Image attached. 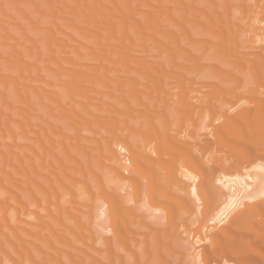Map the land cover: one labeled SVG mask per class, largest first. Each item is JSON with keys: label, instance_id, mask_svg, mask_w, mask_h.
Wrapping results in <instances>:
<instances>
[{"label": "bare ground", "instance_id": "1", "mask_svg": "<svg viewBox=\"0 0 264 264\" xmlns=\"http://www.w3.org/2000/svg\"><path fill=\"white\" fill-rule=\"evenodd\" d=\"M89 1L88 2L91 4H89L87 1L85 3L86 6H88L87 7L88 9L84 5L85 11L83 15L85 16L87 14V17L89 15L88 18H91V15L95 14L92 15V21L90 20L91 22H95L96 20H99L100 19L99 17L101 16L103 18L100 20H104V17L105 19L106 18L113 19L114 17L116 18V21L119 20L118 22H116L117 26L112 25V23H110L112 25L111 28L110 26L106 25L108 23H105L107 19L104 21L105 24L103 25H101L103 22L100 21L96 22L97 25L99 24L100 26L104 27L103 29L105 30L102 29L103 31L108 30L106 31L108 35L104 33V39L102 40L105 41V35L106 37H108L111 34V32L113 33L114 31H117L119 32L118 34L122 35L123 29L122 30L119 29L121 27L119 26L121 23L120 18L129 15L128 12L129 7L125 8L126 9L125 11H127L126 13H122V9L117 7V5H115L117 8L116 10H119L117 12L121 13L118 14L123 15V17H120L117 16L114 12L112 13V11L108 10L106 7L99 5V3L103 1L100 0L99 3H95L98 2L97 0H92V2L91 0ZM159 1L157 3H161ZM171 1L176 3L175 7L178 10H180L185 5L182 0H171ZM28 2L29 1H27V3ZM49 2L50 0H48V4ZM181 2L183 3V5L181 4ZM193 2L194 1H192V3ZM263 2L264 0L262 1V4L260 3L261 6L259 5V0L258 3L256 2L257 8L261 10V11L259 10L260 13L262 12V10L264 11ZM93 4H96V6H92ZM104 4L106 5V3ZM155 5L158 6V4ZM35 6L37 5L35 4ZM110 6H114V5H110ZM193 6H192V10H193ZM37 8H34V10ZM91 8L94 9H92L91 11ZM112 8L114 11H116L115 7ZM152 9L154 10V8ZM182 9L184 10L186 9L185 10L186 12L190 9L189 11L192 12L191 8L188 6ZM41 10L42 9H40V11ZM93 10L94 13H92ZM245 10H242L243 16L245 14L244 12H246ZM194 11H197V9L196 10L194 9ZM221 11H220V15L219 13L216 14L215 9L213 12L211 11V13L214 14V15H210V13L208 14L212 16V18L210 17L211 19L206 14L209 11L201 13L204 16L206 15L205 17L209 18V20L208 18H206L207 19L206 21L208 22L204 21L207 24L206 27L207 26L208 27L206 28L205 24L204 26L201 25V27L203 26V28L207 32L209 31L210 33L209 35H212L211 34L212 32L213 33L212 36H216V38L214 39L217 42H215L214 40H212L214 41L212 42L210 40V42H212L213 44L212 43L210 44L209 41H205L206 42L205 44H207L208 47L212 46L209 48L214 49L216 56L218 57L217 59L218 61H220L219 63H217L218 62L217 61L216 62L217 64L203 65L202 63L203 61L201 63L200 62L197 63L196 60L197 58H195L196 62L194 63L195 61L194 56L192 55L190 57L189 56L190 54L187 52H185V54L183 53V57L185 58V56L189 54L186 57L187 59L185 58V60L187 61L192 60L190 61V63L192 62V66H190L189 64L186 65L188 63L187 61L186 63H183V65L178 63L179 64L178 66L177 63L175 64V60H173L172 57L173 58L175 57L179 58V57L178 56L174 57L169 53H168V57H170L169 62L171 59L174 61V64L172 66L170 65L173 62L172 60H171L172 62L168 64L158 63L155 61L149 62L147 60L149 62L148 63V62H144L146 60H142L143 58L140 59L142 55H139L138 58V56L135 57L136 54L133 57V56H126L125 53H123L122 55H124L125 59L128 60L131 59V61L133 60L132 61L134 62L133 65L136 64L135 63L136 61H134V59L136 58L137 61L138 59H140V62L145 63V64L142 63L139 64L140 62H138L139 65L136 64L135 66L136 67L139 66V67L135 69L136 67L130 66V63L128 61H125V59L124 60L121 59L123 56L119 59L120 57L119 54L121 53L120 52L117 53L116 51H119L121 49L120 51L122 52V50H124L122 48L123 46L118 48L119 45H117L116 49L119 50L114 49V52H111L112 50L111 47L115 46L117 42L123 40L120 39L121 35L118 34L117 35L119 37H117L116 39L115 38L112 39L116 41L117 39L120 40V41L118 40L115 43V45L111 43L112 40L109 37H108L109 39L106 38L107 41L105 42L107 43L104 42L102 43V41H100V43H102V46H104L105 48L108 46L107 49L109 51L106 52L108 54H110L109 52L112 53L111 56H109L110 60L111 59L115 60L116 61L115 63H118L119 66L122 65V63L120 62H123L124 65L121 66L122 68L121 71L123 73L127 71L126 73L128 72L130 74L133 73L135 77L122 76L120 74L116 75L119 73L118 71H120V68H117L118 70L117 71L116 68L112 67L111 65H108V67L102 64L100 65V61L102 59V57L100 59V55L104 56L105 53L103 50H102L103 52L101 51L102 54H100L99 56L98 54L100 52L97 55H95L96 56L95 58L99 59L95 61V62L98 61L99 63V64L97 63L98 64L97 66L92 65V67H90L89 65L90 61H88L89 67L87 66V64L83 66L80 63L78 64V62L77 64L76 62L73 64H71L70 62L71 65L68 64L70 65V68H68L69 67L68 65L61 66V64H59V67H57L55 71L59 70L60 72L59 74H61L62 71L64 73L63 75L62 74L61 75L68 77V78L66 77V82L68 81L67 89L64 88L65 92H67L68 94L65 93L66 95L65 97L75 100L76 104L74 105V107H78L79 109H81L85 115H80L74 110L65 108L62 103L57 102L55 99L52 98L54 97L53 95L55 93L44 86L45 78L42 77L43 76L41 73L42 69L36 68L38 67L37 63L40 62L33 63L36 65L35 66L32 63H30V60L26 56V54L24 57L22 55L23 53L22 54L18 53V56L16 54L17 52L15 53L16 57L18 58L16 60L14 59L15 61H13L11 64L12 66H14L16 71H18L19 73H27L30 71L32 72L34 67L37 70L38 69L40 70L37 71L36 69H34V71H37L38 73L37 72H32V73L37 76H34L35 78L33 77L30 80L23 78L21 76H14L12 78V83H13L12 85L14 87V92L16 93V95L18 94L17 96H21V98L24 96L25 100H30L31 96L38 97L39 99L38 101H36V103L38 102L43 103L42 97L43 95H46L50 97L49 99L51 102L55 103V108L57 107V109L62 111L60 112L63 113V115L66 113H67L66 115L73 114L74 119L78 122L77 124H82L86 126V128H88L89 131H91V133L100 134L102 140H98L97 138L93 140L94 142L99 144V147L97 148L89 147L81 143L80 144L78 143L76 147L80 151H82V153L85 154L89 153L88 152L89 150L87 149H90L96 153H100V156H94V158L103 161L101 165L102 167H100L102 169H100V171L104 176V178L102 177L100 179L101 177L99 176L100 174L96 175L97 173L93 172L95 173L94 175H96L98 182L97 184H95L96 182L94 181H96V178L94 180L95 176L92 175L94 176L92 179V183L93 186L95 185V188L92 189L95 191L87 189V192L90 193L88 196V198L90 197V202L85 207L83 206L84 204L79 203L80 201L79 202L76 201L77 199L76 196L80 194L77 195L71 192L70 193L71 197L69 196V198L67 197V199L62 198L63 201L66 200L67 205L69 204L67 206L66 204L64 205L65 202L61 203L63 202L62 200L60 202L61 196H59L57 192H54L53 196L56 198L55 201H57L55 205L59 206V204L61 203V207H59L58 210H56L57 216L55 213L51 211L50 209L51 205H48L54 201H51L49 199L50 195L45 190H42L43 194L47 198V200L43 201L44 207L48 206L47 209L48 210L50 209V213H51L47 216V219H51L53 224L49 222H44L45 221L43 219L44 216L40 214H36L35 218L38 219L40 223L30 224V226L36 230L35 231L36 233L35 232L33 233L29 229H19L23 232V236L32 239L34 238L36 241L39 240L38 242L40 243L42 239L45 241V238L42 237L41 233H44L46 235L47 234L46 232L48 231L51 234L49 235V237L53 236L54 238L53 241L55 244H57L56 242L62 243L67 238L61 235V233H58L60 230L58 231L57 229H54L55 227H53V225H60V226L64 225L63 222L60 221V217L63 216V213L64 215L72 219L77 226L81 224V219H82L81 216L86 215L88 217L87 219L94 217L93 220L90 219L91 222L94 221L95 219L99 220V222L98 223L96 222L95 225L98 224V226H100L101 232L98 230L96 231L98 232V237L100 238V244H102L101 241H103L105 245L104 248L105 250L103 249L101 251H97L98 249L95 250L91 248L95 252L92 250L91 251L94 253L99 252V254L104 253L110 264H114L113 262L115 259H117L118 262H122L121 260L124 259L128 263L132 262V264H153V262H155L154 260H156V262L160 260V264H264V95H263L264 93L258 94L259 95L258 96L257 93L253 91V90L256 91L257 88L258 89L262 88L264 90V45H261L259 47L257 46L258 48L257 47L250 48L246 46L247 52H244L243 50H245L244 49L245 46L244 48L242 46L246 43L247 39H243V37H242L243 40L240 39L242 41H245L243 45L241 44L242 45L241 46L239 44V41L236 40L238 36H240L241 34L240 35L238 34L239 29L236 30L234 28V26L235 27L237 26V28H239L238 25L240 24H238L237 22L235 23L234 21H232L234 23L231 22L232 19L230 18L231 16L228 13L229 12L228 7L223 10L224 12L222 14ZM170 12L171 11L167 7L164 8L163 6L162 9L157 8V10L155 11V16L150 14L151 17H149L150 15L147 16V13H145L146 16H142L143 18L141 19L144 20L148 18L147 19L148 21L145 20L142 21L145 22V24L147 25L149 24L148 27L151 26V28L153 29L155 28V29L154 30L153 29L151 30L150 28L145 29L144 27H146V25H144V27L141 28H144L147 31L150 29L151 30L150 32L154 31L155 33L165 34L166 37H169L170 35L173 34V37H175L176 32L175 33L171 32L172 34L169 35V32L168 30L166 31L167 28L165 27V26L168 27V25H165L164 23L161 22V19L163 18H166L165 20H167L168 17L170 19L172 18L171 16L173 12H171V14ZM186 12L180 14L184 15ZM53 13L54 12L51 13L53 18L56 16L54 19H57V15ZM263 14L262 16L264 17ZM130 15H134V14H130ZM255 15L259 16L260 14L256 13ZM23 16H25L24 18L26 19L28 18V14ZM95 16L96 17L98 16L97 17L98 19ZM152 16H154L157 21L153 20ZM262 16L260 15L259 17ZM93 17L95 18L93 19ZM197 18H199L198 15ZM200 18H203V16L202 17L200 16ZM134 19L131 18L130 20L133 21L129 20L128 22L131 23L136 22L134 21ZM188 20L187 22H191L190 20L189 21ZM192 21L194 20L192 19ZM160 22L162 24L159 25ZM197 22L195 20L193 22L194 25H196ZM29 23L27 22V25L30 26ZM40 23L35 22L34 25L36 26H33V28H30L31 26L30 27L26 26L27 30L26 29L25 30L30 31L29 29H34L35 27L36 29H38L37 25L40 27L41 26L39 25ZM55 23L54 25L57 26V24ZM175 23L177 24L176 26H179L180 29V24L177 23V21ZM20 24L21 23H19V25ZM163 24L166 29L161 26ZM124 25L129 27L130 23L129 25H126V23H124ZM124 25L122 26V28L123 27L125 28ZM134 25L136 24L133 23L132 25L133 28L135 27L134 29H137V26ZM185 25L188 26V24ZM197 25L200 27V24L197 23ZM198 26H196V28ZM156 27L159 30H157ZM191 27L194 28L195 26L194 27L191 26ZM48 28L49 27H47L46 29ZM36 29L31 30L32 34H34L33 32L36 31ZM49 29H51V27ZM82 30L84 31V29ZM120 30L122 31L121 33ZM138 30L139 28L137 29V31ZM129 31L128 34L130 33ZM54 32L55 30H53V32L50 33H54ZM56 34H57L56 36H61V38H64L62 37V35H58L59 32L58 33L56 32ZM92 34H95V32ZM92 34L90 36H92ZM140 34L141 33L139 32L138 35ZM54 35L55 34H52V37L50 36H49L50 38L48 37L49 38L48 45L52 41L55 42L54 39H51L53 38ZM95 35H93V40L95 39L99 41L101 37L99 39H96L94 37H97V35L96 36ZM114 35H112L111 37H113ZM26 36H28L27 33L25 34L24 37ZM56 36H54L55 39L57 38ZM142 36H146L143 38L148 37L147 34L146 35L141 34L140 38ZM80 38H82V36ZM124 38H128L127 39L128 41L131 40L129 39V36ZM149 38L152 41L151 37ZM149 38L148 41L150 42ZM187 38L185 39L187 40ZM27 39H29V37L26 38V41L29 43L30 39L29 40ZM36 39L37 38H35V40ZM59 39L60 38L58 37V39L56 40L58 43H60ZM169 39L171 40V38ZM178 39H179L178 41L181 40V38L179 37ZM198 39L195 40L200 41ZM63 40H61V43L59 44L61 48H63L62 46H64L63 44L64 42H66L65 40L64 41ZM141 40H145V39H140V41ZM170 40L169 43L171 42L174 44L175 43L174 41H176V43H180L177 40H173V39L171 41ZM203 40H207V39L203 38ZM31 41H33L32 42L33 44L30 42L31 43L30 45L32 46L29 47L32 48L35 47L36 49L38 47L37 40H36L37 42L36 44L34 38ZM97 41L96 44L99 43ZM148 41L145 43H148ZM242 41L240 42L242 43ZM70 42L72 43L73 40ZM122 42L125 41L123 40ZM122 42H120V44ZM130 42L131 41H129L128 43L130 44ZM153 42L155 41L153 40ZM100 43L99 46L98 45L93 46L95 49H93L91 46V49L95 51L97 49L101 50L102 48H100ZM139 43H141L142 46H146L142 42ZM157 43L162 44L159 42ZM165 43L166 42H164V46L163 45L157 46V44L155 46H157V49H161L159 47H162V49H164V52L167 53L168 50L167 45L169 43L167 42L166 45ZM68 44L70 43H66V45ZM83 44L80 45L83 46ZM105 44L107 46H105ZM51 45L55 46L54 48L52 47L53 49L52 52L54 53L57 52L58 55L61 52V50H63V49H60L59 51L55 50L59 48L57 47L58 45L56 46L55 44L52 43ZM51 45H49L48 48H50ZM170 46H169V50L171 49ZM173 46L172 49L173 48L178 49V46L176 45H175L176 47ZM196 48L198 47L196 46ZM52 49H50L49 51L51 54H53L51 52ZM248 49L250 51H248ZM98 50L96 52L91 51V53H97ZM181 50L182 49L180 48L176 51L174 50L172 54L173 53H176L177 55L178 53L182 54ZM18 52H22V51L19 50ZM91 53H88L86 55L88 56L90 54L89 55L90 59L93 60L94 56L91 58V56L93 55ZM128 53H132V51L131 52L126 51V54ZM62 55L64 56V53L63 54L61 53V55L58 57L62 59L63 58ZM113 55H115V57H113ZM55 56L57 57V54ZM106 56L107 55L104 56V60L105 58L108 59ZM49 57L50 55H48L47 58ZM199 57L201 58V56ZM20 58L22 59L24 58L23 60L26 61L23 62L20 60ZM210 58L208 59V61L211 60ZM27 59L29 60L28 61L29 63L27 62ZM50 59L52 60V57L49 58V60L47 59V61L50 62L51 61ZM84 59L83 61H85ZM206 59L204 58V61L208 62ZM113 60H111L112 65L114 63ZM52 61H58V60L53 59ZM63 61L66 62L65 59ZM44 62L45 60L42 61V63ZM93 62L94 61H92L91 64H93ZM104 62H106V64L107 62L111 64V62L108 60ZM193 64L194 65L197 64V67L194 66ZM183 66H185L186 68ZM177 69L180 71L181 69L186 71L187 69L191 70V72H193L194 74L197 75V77L199 76L200 78H202L200 74L204 70L206 72L208 71L207 73L210 76L207 74L205 76H207L209 80L210 77L212 76L211 79L212 81L208 80V82L207 81L202 82V80L201 81L194 80V78L192 79V77L188 78L187 77L188 73L184 74L180 71L176 72ZM39 72L41 74H39ZM114 73H116L115 75H113L115 77H112V75L110 74H114ZM237 73L239 76L237 75ZM207 77L206 79H208ZM213 77H215L214 80L218 79L217 82L213 83ZM24 79L27 80L26 83L23 82ZM219 80L223 82L218 83ZM210 82L212 83L209 84ZM250 82L251 84H249V86L250 85L251 86L249 87L248 83ZM194 84L196 86H198L199 84L198 87L200 88L195 87ZM228 85L230 88L228 87ZM254 85L256 88L254 87ZM203 86H205V88L209 87L208 90L205 89ZM98 87L99 88L101 87L103 89L105 88V90L103 91L99 89L100 90L99 91ZM245 87L246 88L249 87L248 89L249 91L247 90L248 92L246 93L245 92L246 89H245L244 90L245 93L243 92V90L241 92H243L246 95L242 94L241 92L239 94L238 92H236L235 95L232 96L233 90L238 91V89L241 90L242 88L244 89ZM251 87H254L252 88L251 91L255 93V96L254 93L250 91ZM203 88L207 91H204ZM262 89L258 91L262 92L263 91ZM193 91H195V93H193ZM196 91L197 92L199 91V93L197 94ZM68 95L70 96L68 97ZM77 97L78 99H76ZM44 105H47L45 107H47L46 109H48V104L44 103ZM25 108L27 112L34 111L31 110L32 108H34L32 105H26ZM36 117L43 118L40 115L38 116V114H36V116L33 118L37 119ZM31 119L32 116H30V121L33 120ZM205 119H207L206 121L210 120L209 125L212 126V128H209V126H207V122H205ZM41 120L43 121L44 118ZM201 121H203L202 124H204V122L206 123L205 125L208 128L207 127L205 128L209 129L208 131H210L208 132L207 130H205L207 134L205 133V135L203 136L202 134L198 133V130L196 132L194 129L192 130L191 128L192 124L195 125V126L193 125L192 127H197V128L200 127L199 126L200 124L198 125L197 123L196 126L195 123L196 122L200 123ZM31 124L32 123H29V125ZM202 124L201 126L203 127ZM189 125H191L190 129L188 127ZM202 127L201 130H204L202 129ZM94 128H97V130ZM201 130L199 128V131ZM103 133L108 134L109 136H104ZM78 140L80 142V139ZM118 149L119 151H116ZM122 151L124 154L121 153ZM106 161L108 162V164L106 163ZM85 175L88 179L87 174ZM99 180L101 181L99 182ZM79 193L81 192L79 191ZM81 195H83V192L81 193ZM78 205L79 207L83 206L84 208H86L88 212H83V208H82V212H81L82 214H79V217L78 215L76 216L71 214V210L78 211L77 209ZM32 213L34 214V212H31L30 215H33ZM83 218L86 219L85 216H83ZM20 220L21 219H19V221L17 222H20ZM188 222H190V224L194 226V229L193 226H190V224L188 226H190V229L192 227V229L190 230L189 228H187ZM8 226L10 225L6 223V227ZM183 228L185 230L182 231L181 229ZM92 233L91 235H94ZM102 233H105L106 236L111 234V237L110 236L105 237V239L103 240L104 237H102L101 239V236L103 235ZM14 234L17 236L20 244L24 243L23 246H25V243L27 242L25 241L26 239H24V237H22L20 234H17L16 232H14ZM183 234L187 236L184 237ZM94 236L90 238H94ZM75 239L76 241L77 240L79 241L78 236H76ZM53 241L52 239L50 240L46 238L48 248L51 249V247H53L52 249H54L55 245L52 246ZM30 243L31 245H33L32 247H34L36 251L37 250L40 251L42 249L41 246H39V244H34V242H29V243L27 242V244ZM78 243H80V241ZM64 244H68V243L66 242ZM67 246H69V244ZM174 246H176L180 250H178ZM71 248L74 247L72 246ZM23 249L27 253V254L25 253V255H27L26 257L29 258L31 256V251L26 246L23 247ZM74 249L78 251L82 250V249L79 250L77 248ZM181 249H183L184 251L186 250L188 254L184 253L183 250L182 252ZM58 250H55V252L57 251L56 252L57 257L51 256L52 258L51 261H53L55 264H61L60 262L61 255H64L70 262L74 264H81V263L84 264L86 261H88L90 264L101 263L97 259L99 258L98 256L96 258V256L92 254L91 256L89 253L86 254V256H84L85 259H83L84 257L81 256L80 257L75 256L79 258L78 260L79 262L76 261L78 262L76 263L74 261V256L72 254H68L66 251L60 250V248ZM84 251H81V253H83ZM118 251H122L124 253L119 254ZM44 254L46 253L44 252ZM83 254L85 255V253ZM18 255L21 258V262H17V261L12 262L10 259H8V261H6L3 264H8V263L23 264L24 254L22 255L21 253H18ZM1 262L2 261L0 260V264H2ZM88 262L85 264H89ZM101 264H104V262Z\"/></svg>", "mask_w": 264, "mask_h": 264}, {"label": "rangeland", "instance_id": "2", "mask_svg": "<svg viewBox=\"0 0 264 264\" xmlns=\"http://www.w3.org/2000/svg\"><path fill=\"white\" fill-rule=\"evenodd\" d=\"M20 1L21 0H0V204H1L0 205V224H1V227H0V260L2 261L1 263L2 264L5 263L6 261H8V259H10L12 262L13 261L21 262V258L18 255V253H21L22 255L24 254L23 264H55L53 261H51V259H52L51 256L57 257V253H56L57 251L55 252V250H58L60 248V250L66 251L68 254H72L74 256L75 262L79 260V258H77L75 256L84 257V256H86V254L89 253L90 255L92 254V255L96 256V258L98 256L99 258H97V259L101 263L104 262V264H110L104 253H101V254H99V252L94 253L95 251L93 249H95V250L98 249L97 251H101L105 248L103 241H101L102 244H100V238L98 237V232L96 231V230L100 231V229H101L100 226H98V224L95 225L96 222L97 223L99 222V220L95 219L92 222L90 220V219L93 220L94 217L87 219L88 217L86 215H82L81 216L82 217L81 224L79 226H77L72 219H70L68 216L64 215V213H63V216L60 217V221H62L64 225L63 226L53 225V227H55L54 229H57L58 231L60 230L61 232L60 231L59 232L57 231V232L61 233V235L65 236V238H67V239L64 240L65 242L61 241L62 243H58L55 241L57 244L54 243L53 236L49 237V235H51V234L48 231L46 232L47 234L49 233L48 235L41 233L42 237L45 238V241L42 239L41 240L42 242L40 241V243H39L38 242L39 240L36 241L34 238L32 239V238H28V237L23 236V232L21 230H19V229H29L30 231H32L34 233L36 230L33 229L30 226V224L31 223H34V224L40 223L39 220L35 218L36 214L43 215L44 216L43 219L45 220L44 222H49V223L53 224L51 219H47V216L49 214H51L50 209L57 216L56 210H58V208L61 207V203L65 202L64 205L65 204L67 205L66 200L63 201L62 198L63 199H65V198L67 199V197L69 198L71 192H73L77 195L80 194V195L76 196V198H77L76 201H78V202L80 201L79 203L84 204L83 206L85 207L90 202V197L88 198L90 193L87 192V189L93 190L95 188V185L93 186V183H92L93 177L95 176L94 177V180H95L96 175L100 174L99 175V176H101L100 179L102 177L104 178V176L102 175V172L100 171V169H102L100 167H102L101 165H102L103 161L97 160L94 158V156H100V153H96L90 149H87V150H89L88 151L89 153L85 154V153H82V151H80L76 147V145L78 143L79 144L81 143V144L89 146V147H94V148L99 147V144L94 142L93 140L95 138H97L98 140H102V138L100 137V134L91 133V131H89V129L86 128V126H84L82 124H77L78 122L74 119L73 114L66 115L67 114L66 113L63 115V113H61L62 111L57 109V107L55 108V103L51 102L49 99L50 97H48L46 95H43V97H42L43 103H41V102L36 103V101H38L39 98L35 97V96H31L30 100H25L24 96L22 98H21V96H17L18 94L16 95V93L14 92V87L12 85L13 84L12 78L14 76H21L23 78L30 80L34 76H37V75L33 74L32 72L40 71L39 69L41 68L42 69L41 73L43 75L42 77L45 78L44 86L47 89L52 90V92L55 93L53 95L54 97H52V98L55 99L57 102L62 103L65 108L70 109V110H74L77 113H79L80 115H85L81 109H79L78 107H74V105L76 104L75 100H72L71 98L65 97L66 96L65 93L68 94L67 92H65V89H67V82H68V81L66 82L67 76L66 77L62 76L64 72L61 71V74H62L61 75V74H59L60 73L59 70L55 71V69H57V67H59V64H61V66H67L68 64H70V62H71V64H73L75 62L77 64V62H78V64L80 63L83 66L87 64V66H88V64H89L88 61H90V64H89L90 67H92V65L97 66L99 63H98V61L95 62L98 59V58H95L96 57L95 55H97L99 52L100 53L98 54V56L100 54H102L101 53L102 50L105 53H107L106 51H109L107 49L108 46L105 44V46H107L105 48L104 46H102V43L103 42L107 43L105 41H107V39H109V38H111V40L113 38L116 39L117 37H119L118 35H121V34H118L119 32L114 31L113 33L116 35H114L111 32V34L108 36L109 37L108 38V37H106V35H108L106 31H108V30L103 31V30H105V29H103L104 27L100 26L99 24L97 25L96 22H99V21L103 22L101 25L108 23L106 25L110 26V28H111L112 25L117 26L116 22H118L119 20L116 21V18H114V17H113V19L106 18L108 20V22H107L105 17H104V20H100L103 18L101 16V17H99L100 18L99 20L95 19L96 20V21L94 20L95 22H91L92 21V15H95V14H92L91 18H88L89 15L87 17L86 12H85L86 15L85 16L83 15L84 11H85L84 5L86 6L85 3H86V1L88 2L89 0H50L49 4H48V0H22L21 2ZM23 1H25V2H23ZM27 1H29V2L27 3ZM97 1L98 2H95V1H93V2L99 3L100 0H97ZM101 1H103V2L99 3V5L106 7L108 10H111L112 13L114 12L117 16L123 17V15H119L121 13L117 12L119 10H116L117 8L115 5H117V7L122 9V13H126L127 11H125L126 10L125 8L129 7V9H128L129 15L130 14L136 15V16H134V15L129 16L127 14L131 18H133V19L135 18L134 21H136V22H133V23L136 24L134 26H137V29L139 28L138 31H137V29H134L135 27L133 28V26H132L133 23L128 22L131 18H129L128 16H124L123 18H120L121 23L119 22L120 23L119 26H121V27L119 29H121V30L123 29L122 30L123 32L120 30V33L122 32L120 39H123L125 42H122L123 40L120 41L119 39H117V41L119 40L120 42H122L120 44V42H117L116 40H112V41L110 40L111 43H113L114 45L117 42V44L115 46L111 47L112 48L111 52H114V49L119 50V49H116L117 45H119L118 48L123 46L122 48L124 50H122V52L120 51L121 49L119 51H116L117 53H119V52L121 53V54H119L120 55L119 59L122 56L123 57L121 59H123V60L125 59L124 55H122L123 53H125L126 56H133V57L136 54L135 57L138 56V58H139V55H142L140 57V59L143 58L142 60H146L144 62L155 61L158 63H163V64L167 63L168 64V63H171L173 60H175V64L180 63L181 65H183V63H186V61H187V60H185V58L190 54L189 55L190 57L192 55L194 56V60H195V58H197L196 59L197 63H199V62L201 63L203 61L202 62L203 65L204 64H217L220 61H218V59H217L218 57L216 56L214 49L209 48L212 46L208 47V45L205 44L206 43L205 41L210 42V40L211 41L214 40L215 42H217L214 39V38H216V36H212L213 35L212 32H211L212 35H209L210 34L209 31L207 32L203 28V26H204V24H205V27L207 25L206 22H208V21H206L207 20L206 18H208V17L212 18V16H210V15H214L211 13V11L213 12L215 9V12H216L218 10L216 12V14L219 13V15H220V11L222 10L221 11V14H222L224 12L223 10L227 7H228V11H229L228 13L231 16L230 18L232 19L231 22L234 21L235 23L237 22L238 24H240V25L235 24V25H238L239 28H237V26L236 27L234 26V28L236 30L239 29L238 34L239 35L241 34L243 36H241V35H240L241 37L238 36V38L236 40L239 41L240 45L241 44L243 45L245 41H242V40L247 39L246 43L243 46L241 45L243 48L245 46V48H244L245 50H243V51L247 52V50H246L247 47L252 48V47H257V46L259 47L261 45H264L263 44L264 43V20H263L264 17L262 16L264 11L262 10L261 13L259 12L260 9L257 8L258 0L257 1H254V0H182L184 2V4L186 5V7L187 6L190 7L191 11H192V12H190L189 11L190 9H189L186 12L185 11L186 9L185 10L182 9V8H186L184 5L181 9L184 12H186L185 13L186 15L185 14L181 15L180 13L183 14L184 12L180 9V7H179L180 10L176 9V7H175L176 3L171 1V0H161V1H159V0H101ZM158 1L161 3H157ZM185 1H187V2L189 1L190 3L189 2L187 3ZM192 1H194V2L192 3ZM262 1L263 0H259L260 6L262 4ZM91 2H92V0H91ZM104 3H106V5H108V6H106ZM172 3H175V4H172ZM226 3H227V5H226ZM35 4L37 6H35ZM89 4H91V3H89ZM109 4L114 5V6H110ZM155 4H158V6H156ZM177 4H180V3H177ZM181 4L183 5L182 2H181ZM152 5H154V6H152ZM193 5L195 6V8ZM224 5H226V6H224ZM92 6H96V4H93ZM163 6H164V8L167 7L173 13H172L171 19L169 17L167 18V20H165L166 18L161 19L162 23H164L165 25H168V27L165 26L167 29L164 27V24L161 26L164 27L166 29V31L168 30L169 35L172 34L171 32H173V33L176 32L175 37H173V34L170 35L169 37H166L165 34L155 33L154 31H153L154 33L150 32L153 28H151V26L148 27L149 24L147 25V24H145V22H143L144 20L148 21L147 20L148 18L144 19V20L141 19V18H143L142 16H146L145 13H147V16H149L150 14L155 16V11L157 10V8L162 9ZM192 6H193V10H192ZM87 7L88 6H86V8ZM90 7H89V9H90ZM112 7H115L116 11H114ZM155 7H156V9H155ZM34 8H37V9L34 10ZM152 8H154V10ZM174 8H175V10H174ZM40 9H42V10L40 11ZM92 9H94V8H91V11H92ZM194 9L195 10L197 9V11H194ZM205 9H206V11H209L206 13L208 17H205L206 15L204 16L201 14L203 12H206ZM239 9L240 10L246 9L245 10L246 12H244L245 13L244 16L242 14L243 11L241 10V12H240ZM200 10H202V11H200ZM86 11H88V10H86ZM91 11H90V14H91ZM52 12H54L53 14L57 15V19H54L56 16L53 18V16L51 15ZM137 12L139 15L137 14ZM171 12H170V14H171ZM188 12H190V13H188ZM87 13H89V12H87ZM92 13H94V10ZM140 13H141V15H140ZM209 13H210V15H208ZM256 13L260 14L262 17H259L260 15L259 16L255 15ZM26 14H28L27 19L24 18L25 16H23ZM191 14H193V15H191ZM151 15L149 17H151ZM197 15L199 18H197ZM154 16H152L153 20L157 21ZM182 16H184V17H182ZM200 16L201 17L203 16V18H200ZM95 17H93V19ZM185 18H186V21H185ZM191 18L194 21L196 20V22L201 19L197 23L200 24V27H201V25H203V26L200 28L197 25V23H196V25H194V23H193L194 21H192ZM209 18H208V20H209ZM28 19H29V21H28ZM188 19L191 22H187ZM163 20H165L166 22ZM202 20H203V22L204 21H206V22L203 23ZM42 21H43V23H42ZM104 21H105V23H104ZM130 21H133V20H130ZM159 21H160V19H159ZM176 21H177V23L180 24V29H179V26H176L177 25L175 23ZM180 21H182V22H180ZM27 22L28 23L30 22L29 24L31 27L29 25H27ZM35 22L36 23L41 22L39 24L41 26L39 27L37 25L38 29H36V27L34 28V29H36V31L33 32L34 34H32V32H31V30H34V29H29L30 31H26L27 30L26 26L33 28V26H36V25H34ZM161 22L159 23V25L162 24ZM234 22H232V23H234ZM19 23H21V24L19 25ZM54 23L57 24L58 27L55 26ZM86 23H88V24H86ZM110 23H112V25ZM119 23H117V24H119ZM124 23H126V25H129V23H130L129 27L125 26ZM153 23H156V22H153ZM153 23H151V24H153ZM185 24H188V26ZM43 25H44V27H43ZM123 25L125 26L126 29L124 27L122 28ZM144 25H146V27H144ZM20 26H22V27H20ZM45 26H46V28L51 27L52 30L49 28L46 29ZM97 26H99V27H97ZM191 26H193V27L195 26V27L192 28ZM196 26H198V27L196 28ZM141 27H144L145 29L150 28L151 30L149 29L147 31ZM58 28H60V29H58ZM175 28H176V30H175ZM56 29H57V31H56ZM82 29H84V31ZM53 30H55V32L50 33V32H53ZM157 30H159V29L157 28ZM157 30H155V31H157ZM236 30H235V32H236ZM128 31L130 32L129 33L130 35L128 34ZM192 31H193V34H192ZM56 32L57 33L59 32L58 35H62V37H64L65 39L61 38V36H56L57 35ZM94 32L98 37V38L97 37H94V38L99 39L101 37L99 39V41H97L95 39H94L95 41L93 40V35H95V34H92V33H94ZM139 32L143 35H146V34H147V36L150 34L151 35L148 36L147 38H143L146 36H142L140 38L141 34L138 35ZM157 32H159V31H157ZM26 33L28 34V36L24 37ZM90 33L92 34V36H90L91 35ZM104 33H106L105 41L102 40V39H104ZM52 34H55L54 36L57 37L56 39L54 38V36H53V38H51V39H54L55 42H57L56 40L58 39V37L60 38L59 39L60 43H61V40H63V39L66 41L63 44L64 46H62L63 48H61L59 46L60 43L57 42L58 43L57 44V43L53 42L52 40H50V41H52L51 42L52 44L58 45V46L57 45L56 46L59 48L56 47L57 49H55V50L59 51L60 49H63V50H61L59 55L57 52H55V53L52 52L53 51L52 47L54 48L55 46H52L51 43L49 44V45H51L50 48H48L49 38L52 37ZM156 34H157V36H156ZM29 35H31V36H29ZM85 35H86V37H85ZM112 35H114V36L111 37ZM32 36L34 38L35 44L38 42L37 43L38 47L36 49H35V47H33V48L29 47V46H32V45H30L33 42V41H31L33 39ZM81 36H82V38H80ZM128 36H129V39H131L129 41H131L133 45L131 44V42H130V44L128 43L129 42L127 40L128 38H124V37H128ZM159 36H161V37H159ZM206 36H207V38H206ZM28 37L30 39L29 43L26 41V38H28ZM149 37H151L152 41L150 40ZM158 37L161 38L162 40L159 39ZM178 37L181 38L180 41H178L179 40ZM242 37H243V39H242ZM35 38H37L36 39L37 42H36ZM148 38H149L150 42L148 41ZM169 38H171V40L173 39V40H177L178 42H180V43H176V41H174L175 42L174 44L171 42L170 43L173 44L174 46L175 45L178 46V49L179 48L182 49L181 50L182 54H180V53H178V55L176 53L172 54V52L174 50L176 51L178 49L177 48L176 49L173 48L174 50L172 49L173 45H171L169 43V40H170ZM174 38H176V39H174ZM182 38L184 39V41ZM185 38H187V40ZM198 38H200V39H198ZM201 38H202V40H201ZM203 38L207 39V40H203ZM29 39H27V40H29ZM140 39H145V40L140 41ZM165 39H166V41H165ZM195 39L196 40L198 39L200 41H196ZM240 39H242V40H240ZM69 40L70 41L73 40V42L75 43L76 46L74 45L73 42L71 43ZM153 40L155 42H153ZM63 41H62V43H63ZM96 41L99 43H100V41H102V43H100V48H102V49L98 50L96 47L98 52L97 53H91V51H95V50L91 49V46L93 49H95L93 46H96V45L99 46V43L96 44ZM110 41H108V42H110ZM147 41H148V43H145ZM214 41H212V42H214ZM240 41H242V43ZM248 41H250V42H248ZM139 42H142L146 46H142V44ZM157 42L162 43V44H158ZM164 42L169 43L167 45L168 46L167 53L164 52V49H162V47H159L161 49H157L158 45L164 46ZM209 42H207V43H209ZM212 42H210V44ZM66 43H70V44H68L69 46L66 45ZM166 43H165V45H166ZM80 44L81 45L83 44L84 47L81 46ZM156 44H157V46H155ZM178 44L180 45V47ZM202 44L203 45L205 44L206 46L205 45L203 46ZM65 46H67L69 48H67ZM169 46L171 47V49L173 51L171 49L169 50ZM196 46L198 48H196ZM88 47H89V49H88ZM65 48H67L68 51ZM78 48H80L81 50ZM82 48H83V51H85V52L82 51ZM199 48H200V50H199ZM201 48H202V50H201ZM205 48H206V50H205ZM50 49H52L51 52L53 54H51L49 52ZM155 49H157V50H155ZM193 49H194V51H193ZM19 50L22 52H18ZM66 51H67V53H66ZM126 51L127 52L132 51L133 54L132 53L126 54ZM181 51H179V52H181ZM201 51H203V52H201ZM248 51H250V50L248 49ZM111 52H109L110 54L104 53V56L107 55L106 57L108 58V59L105 58V60H104V56L100 55V59L102 57V59L100 61V65L102 64V65L107 66V67H108V65H111L112 67H115L116 70H117V68H120V71L117 70L119 73L116 72L118 74H116V73L110 74V75H112V77H115V76H113L115 74L116 75L120 74L122 76L135 77V75L133 73L132 74H130L129 72L126 73L127 71L125 73H123L121 71L122 70L121 66L124 65L123 62H120V63H122V65L119 66L118 63H115L116 62L115 60L111 59L114 61L113 65H112V61L109 58V56H111V54H112ZM139 52L143 53V54H140ZM185 52H187L189 54H187V56L184 55L185 56V58H184L183 53L185 54ZM15 53L17 54V56H18V53H21V54L23 53L22 55L24 57L26 54V56L30 60V63H32V64L40 62V63H37L38 67H36L39 69L37 70L34 67L32 72L30 71L27 73H19L18 71L15 70L14 66H12V64H11L13 61H15L18 58V57H16ZM48 53H50V54H48ZM61 53L62 54L64 53V56L62 55V57L66 60V62L63 61L64 60L63 58H62L63 59L62 60L61 58L58 57L61 55ZM88 53L93 54L91 56V58L94 56L93 60L90 59V56H89L90 54L88 56L86 55ZM168 53L174 57L178 56L179 58H177V57L173 58L172 57L173 60L171 59L172 61L170 60V62H169L170 57H168ZM205 53H207V54H205ZM56 54H57L58 58L55 56ZM13 55H14V57H13ZM48 55H50L49 58L52 57V60L54 59V60H58V61H52L50 59L51 60L50 61L51 63H50L49 61H47V59L49 60V58H47ZM51 55H54L55 57L51 56ZM199 56H201V58ZM113 57H115V55H113ZM133 57H130V58H133ZM206 57H207V59H206ZM202 58H203V60H202ZM204 58L207 61L209 58L211 60L206 62V61H204ZM213 58H214V60H213ZM23 59L20 58L21 61L25 62L26 60H23ZM83 59L85 61H83ZM136 59H134V61H136L135 63L138 64V62H140V59H138V61ZM29 60L27 59V62ZM43 60H45V62L47 61L49 63H47V62L42 63ZM91 60L94 61L93 64H91V62H92ZM107 60L110 61L111 64L108 62L106 64V62H104ZM196 60L194 61V63L196 62ZM120 61H122V60H120ZM125 61H128L130 63V66L136 67L135 66L136 64L133 65V63H134V62H132L133 60L131 61V59L130 60L125 59ZM190 61H192V60H188L187 61L188 63L186 65L189 64L190 66H192V62L190 63ZM53 62H55V63H53ZM131 63H132V65H131ZM141 63L142 62H140L139 64H141ZM94 64H96V65H94ZM116 64H118V65H116ZM142 64H145V63H142ZM173 64H174V61L170 65L172 66ZM33 65H35V64H33ZM70 65H68L69 66L68 68H70ZM114 65H116L117 67ZM126 65H128V64H126ZM178 66H179V64H178ZM185 66H183V67H185ZM194 66L197 67V64ZM138 67H136L135 69H137ZM34 69H36L37 71H34ZM60 70H61V68H60ZM177 71H180V70L177 69L176 72ZM180 72H182L184 74L188 73L189 75L187 74V77L188 78L192 77V79L194 78V80H198V81L202 80V82L203 81L208 82V80H209V78L207 76H205L206 74L209 75L207 73L208 71L206 72L205 70L202 72L203 74L199 73L202 78H200L199 76H198L199 77L198 78L196 74H194L193 72H191V70H188V69H187V71L181 69ZM204 72H206V73H204ZM41 73L39 72V74H41ZM193 74L196 76H194ZM237 75H238V73H237ZM206 77L208 79H206ZM214 78L215 77H213V83L217 82V80H218V79L214 80ZM26 79L23 80L24 83H26V81H27ZM211 79H212V76L210 77L209 81H212ZM219 82H223V81L219 80L218 83ZM211 83L212 82H210L209 84H211ZM21 84H23V83H21ZM249 84H251V82L248 83V86H249ZM205 85H208V84H205ZM221 85H222V83H221ZM198 86H199V84H198ZM198 86L195 85V87H198ZM203 87L205 88V86H203ZM228 87H229V85H228ZM249 87L248 88L245 87L244 89L242 88L241 90L238 89V91L233 90L232 96H234L236 92H238V94L242 90L244 92L245 89H246L245 92L247 93L249 91L248 90ZM254 87H255V85H254ZM254 87H251L250 91ZM198 88H200V87H198ZM208 88H205V89L208 90ZM99 89L103 90V91L105 90V88L103 89L101 87L100 88L98 87V90ZM201 89H202V86H201ZM205 89H204V91H207ZM261 89L257 88L256 91L255 90H253V91L256 92L257 95L263 94L264 93L263 89H262L263 90L262 92H259ZM243 92H241V93L244 94L245 92L244 93ZM254 92H252V93H254ZM193 93H195V91H193ZM196 93L198 94L199 91L198 92L196 91ZM244 95H246V94H244ZM247 95H249V94H247ZM263 95H260V96H263ZM69 96L70 95H68V97ZM254 96H255V93H254ZM252 97H253V95H252ZM76 99H78V97ZM44 103L48 104V109H46L47 107H45V106H47V105H44ZM26 105H32L34 108H32L31 110H34V111H29L31 113L27 112L25 110ZM238 105H240V104H238ZM36 114H38V116L40 115L41 117H43L44 120L42 121L41 119H43V118H40V117H38L40 119H38L37 117H36L37 119H34L33 117H35ZM30 116H32V119H33V120L31 119L32 121H30ZM207 119H205V122H207V126H209V128H212V126L209 125L210 120L206 121ZM203 121H201L200 123L199 122L195 123L196 126H197V123H198V125L200 124L199 125L200 127H198V128L192 127L194 124H192V126L189 125L188 127L190 129V126H191L192 130L194 129L196 132L198 130V133L202 134V136H203V135H205V133L207 134V132L205 130H207V131L209 130V129H207L208 127L205 125L206 124L205 122H204V124H202ZM29 123H32L33 126H32V124L29 125ZM83 124H85V123H83ZM201 124L203 125V127L201 126ZM201 127L204 130H201ZM205 127H207V128H205ZM195 128H197V129H195ZM199 128L202 132L199 131ZM94 129L97 130V128H94ZM208 132H210V131H208ZM103 135L109 136L108 134H105V133H103ZM78 139H80V142ZM115 149H117V148H115ZM116 151H119V149ZM121 153L124 154L123 151ZM125 154H127V153H125ZM106 163L108 164L107 161H106ZM91 172H92V174H91ZM93 172H96L97 174L94 175L95 173H93ZM85 174H87L88 179H87ZM92 175H94V176H92ZM91 176H92V178H91ZM85 177H86V179H85ZM100 181L101 180H99V182ZM94 182H96L95 184H97V182H98L97 178H96V181H94ZM104 182H106V181H104ZM42 190H45L50 195L49 199L51 201H54V202L48 204V205H51L49 210L47 209L48 206L44 207L43 201L47 200V198L43 194ZM82 190H84V191H82ZM85 190H86V192H85ZM79 191L81 193L83 192V195H81V193H79ZM93 191H95V190H93ZM54 192H57L58 195L61 196L60 202H61V200L63 201L59 204V206L55 205V203H57V201H55L56 198L53 196ZM70 199H72V198H70ZM79 205L77 207L78 211L71 210V214L76 215V216L78 215V217H79V214H82L81 213L82 208H83V212H88L86 210V208H84L83 206L79 207ZM31 212H34L35 215L33 213H32L33 215H30ZM83 216H85L86 219H84ZM92 216H95V215H92ZM19 219H21L20 222H17V221H19ZM89 222H91V223H89ZM6 223H8L10 226L6 227ZM189 224H190V222H188L187 226ZM190 226H193V225L190 224ZM190 226H188L187 228L190 229ZM185 229H186V227H185ZM185 229L183 228L181 230L183 231ZM191 229H192V227H191ZM193 229H194V226H193ZM89 230L91 231V233L93 231H95L92 234H94L96 236L91 235ZM14 232H16L17 234H20L22 237H24V239H26L25 241H27L28 243L34 242V244H39V246H41V248H42V249L41 248L40 249L43 252L41 250L36 251L34 249V247H32L33 245H31V243L27 244V242H26L25 246L31 251V256L29 258L26 257L27 256V255H25L26 252L23 249V247H25V246H23L24 243L20 244V242L18 241V238L14 234ZM102 234L103 235L101 236V239H102V237H104L103 240L105 239V237H108V236L111 237V234L108 236H106L105 233H102ZM75 235L79 237L80 243H78L79 242L78 240L76 241V239H78V238L75 239V237H76ZM183 235H184V237L187 236L185 234H183ZM81 236H82V238H81ZM93 236H94V238H90ZM46 238H48L50 240L52 239V241H53L52 246L55 245L54 249H52L53 247H51V249L48 248ZM68 239L70 240L71 243L69 242ZM43 241L46 243H44ZM58 241H60V240H58ZM66 242L69 244V246H67L68 244H64ZM42 243H43V245H42ZM46 246H47V248H46ZM72 246L74 248L79 249V250L82 249L81 251L85 250L83 252V253H85V255L83 253H81V251H78L74 248H71ZM174 247H176V246H174ZM56 248H58V249H56ZM91 248H93V249H91ZM49 249H50V251H49ZM177 249L180 250L179 248H177ZM53 250H54V252H53ZM91 250L94 252H92ZM182 250L183 249H181V251ZM44 252L46 254H44ZM118 252H119V254L124 253L122 251H118ZM63 253H65V252H63ZM184 253L188 254V252H186V250L184 251ZM60 258H61V261H60L61 264H74V263L70 262L64 255H61ZM83 259H85V257ZM155 259H157V258H155ZM121 261L122 262H118L117 259H115L113 263L114 264H132V262L128 263L124 259ZM154 261L155 262L152 261L153 264H155V263L160 264V260L158 262H156V260H154ZM78 262H76V263H78ZM87 262L88 261H86L85 263H87ZM97 263H98V261H97ZM101 263H99V264H101ZM8 264H10V263H8ZM81 264H83V263H81Z\"/></svg>", "mask_w": 264, "mask_h": 264}]
</instances>
